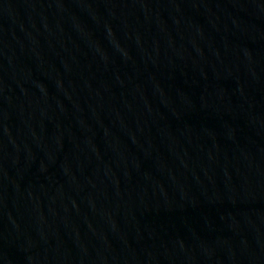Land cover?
I'll use <instances>...</instances> for the list:
<instances>
[{
  "label": "water",
  "instance_id": "95a60500",
  "mask_svg": "<svg viewBox=\"0 0 264 264\" xmlns=\"http://www.w3.org/2000/svg\"><path fill=\"white\" fill-rule=\"evenodd\" d=\"M0 264H264V0H0Z\"/></svg>",
  "mask_w": 264,
  "mask_h": 264
}]
</instances>
